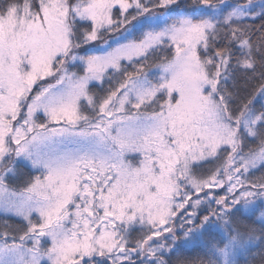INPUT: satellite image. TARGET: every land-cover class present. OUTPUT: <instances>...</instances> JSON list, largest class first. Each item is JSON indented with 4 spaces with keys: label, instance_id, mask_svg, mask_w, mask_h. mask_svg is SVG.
<instances>
[{
    "label": "snow or ice",
    "instance_id": "1",
    "mask_svg": "<svg viewBox=\"0 0 264 264\" xmlns=\"http://www.w3.org/2000/svg\"><path fill=\"white\" fill-rule=\"evenodd\" d=\"M0 264H264V0H0Z\"/></svg>",
    "mask_w": 264,
    "mask_h": 264
}]
</instances>
